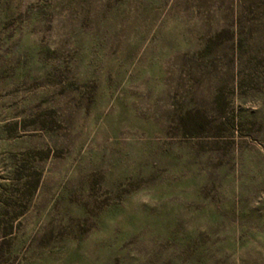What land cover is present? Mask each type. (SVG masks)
Instances as JSON below:
<instances>
[{
    "label": "rangeland",
    "instance_id": "374dc122",
    "mask_svg": "<svg viewBox=\"0 0 264 264\" xmlns=\"http://www.w3.org/2000/svg\"><path fill=\"white\" fill-rule=\"evenodd\" d=\"M0 264H264V0H0Z\"/></svg>",
    "mask_w": 264,
    "mask_h": 264
},
{
    "label": "trees",
    "instance_id": "16d2710c",
    "mask_svg": "<svg viewBox=\"0 0 264 264\" xmlns=\"http://www.w3.org/2000/svg\"><path fill=\"white\" fill-rule=\"evenodd\" d=\"M220 36V34H217L216 37L218 38Z\"/></svg>",
    "mask_w": 264,
    "mask_h": 264
}]
</instances>
